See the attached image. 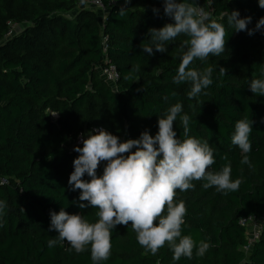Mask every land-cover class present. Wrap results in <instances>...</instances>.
<instances>
[{
	"label": "trees",
	"instance_id": "1",
	"mask_svg": "<svg viewBox=\"0 0 264 264\" xmlns=\"http://www.w3.org/2000/svg\"><path fill=\"white\" fill-rule=\"evenodd\" d=\"M101 1L106 10L100 25L87 0H0V200L5 202L0 264H92L89 251L76 253L66 241L47 246L55 238L48 231L50 210L64 207L90 223L98 219L97 209L74 203L79 190H68L71 162L78 155L74 138L92 127L121 140L124 134L137 138L145 129L153 135L157 117L177 102L191 118L189 136L213 149L209 170L230 164L231 178L239 177L241 184L227 194L202 187L201 180H193L191 189L175 190L173 202L183 201L186 209L181 234L208 242L203 256L194 248L190 259L173 261L167 243L152 255L139 245L130 224H118L111 231L110 255L100 264H264V227L246 251L249 228L238 223L240 217L264 213V97L247 87L264 66V35L232 31L226 21L235 9L251 17V28L264 9L257 0H195L223 24L225 49L189 65L198 71L213 68V83L189 98L190 83H172L186 36L165 42L164 53L141 51L151 40V28L172 22L161 0H129L123 16L118 13L122 0ZM8 21L19 27L5 37ZM105 54L119 74L115 89L98 71ZM243 118L252 122L249 164L240 163L245 154L230 141L235 121ZM173 127L183 139L178 118ZM101 170L98 165L97 175Z\"/></svg>",
	"mask_w": 264,
	"mask_h": 264
},
{
	"label": "clouds",
	"instance_id": "2",
	"mask_svg": "<svg viewBox=\"0 0 264 264\" xmlns=\"http://www.w3.org/2000/svg\"><path fill=\"white\" fill-rule=\"evenodd\" d=\"M128 4L129 0H122L118 8L121 16ZM161 6L163 14L172 22L151 28V40L141 51L147 56L153 54V49L164 53L165 42L180 34L186 36L181 43L182 55L172 83H190L187 96L196 97L213 83V68L198 71L189 65L194 60L203 61L210 54L218 56L224 51L225 28L210 19L203 8L196 7L195 0L193 3L161 0ZM257 6L264 9V0H257ZM151 10L154 15L159 13L155 7ZM226 21L232 31L264 35V16L249 28L251 17H241L238 10L233 9L227 13ZM217 70L219 75H225L223 67L217 66ZM247 87L253 95L264 97V66L260 68L259 78L252 79ZM177 118L183 126V139L173 127ZM190 119L177 102L169 106L162 117H157L153 135L145 129L137 138L121 140L104 128L80 134V146L74 145L72 149L78 155L71 162L67 186L69 191L79 190L74 201L76 206L97 209L98 219L90 223L79 212L68 213L64 207L59 211L50 210L48 231H54L55 238L49 239L47 246L66 241L76 253L89 251L92 264H100L110 255L111 231L118 224H130L139 245L152 255L167 243L173 261L182 256L190 259L194 248L197 256H203L209 248L208 242H196L190 235L181 234L186 209L183 201L173 202L175 190L191 189L193 180H201L204 181L202 187H214L217 192L227 194L238 190L241 179L231 178L230 164L218 171L209 170L214 163L213 149L207 141L189 136ZM251 123L249 118L235 121L230 136L231 144L245 154L241 164H249L246 154L252 147ZM98 165L102 168L99 175ZM4 208L5 202L0 200V214Z\"/></svg>",
	"mask_w": 264,
	"mask_h": 264
},
{
	"label": "built area",
	"instance_id": "3",
	"mask_svg": "<svg viewBox=\"0 0 264 264\" xmlns=\"http://www.w3.org/2000/svg\"><path fill=\"white\" fill-rule=\"evenodd\" d=\"M87 4L104 12L106 10L105 5L101 0H87ZM7 25H8V30L5 33V37H10L15 33L19 25L11 21H8ZM105 41H106V37H103V41H102V44L104 45L103 51L106 50ZM98 71L100 73L101 78L106 83H108L112 88L115 89L117 80L119 78V74L116 69V66L108 60L106 54L104 55V60L102 64H100V66L98 67ZM77 143L78 144L80 143V134L77 139ZM238 223L242 226H246L247 228H249L248 235L246 236L247 243L246 245L243 246V249L247 251L252 245V243L258 239L259 233L264 227V213L259 217H255L253 215H249L247 217H240Z\"/></svg>",
	"mask_w": 264,
	"mask_h": 264
},
{
	"label": "rangeland",
	"instance_id": "4",
	"mask_svg": "<svg viewBox=\"0 0 264 264\" xmlns=\"http://www.w3.org/2000/svg\"><path fill=\"white\" fill-rule=\"evenodd\" d=\"M93 9H94V11H95V13H96L98 23L101 25L102 22H103V19H104V14H105V12L102 11V10H99V9H97V8H95V7H94ZM51 117L54 119V118L56 117V114H55V115L52 114ZM94 128H95V127H92V128H90L88 131H90V130H92V129H94ZM88 131H87V132H88ZM78 137H79V135H77V137L74 138V141H73L74 145H76V146H80V143H79V144L77 143V139H78ZM122 139L125 140V139H129V138L127 137L126 134H124V135L122 136Z\"/></svg>",
	"mask_w": 264,
	"mask_h": 264
}]
</instances>
